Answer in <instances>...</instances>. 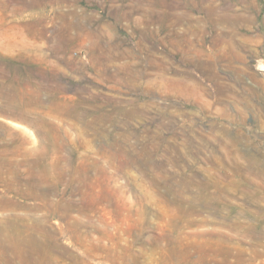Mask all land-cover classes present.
Here are the masks:
<instances>
[{
    "label": "rangeland",
    "instance_id": "obj_1",
    "mask_svg": "<svg viewBox=\"0 0 264 264\" xmlns=\"http://www.w3.org/2000/svg\"><path fill=\"white\" fill-rule=\"evenodd\" d=\"M2 157L0 264H264V0H0Z\"/></svg>",
    "mask_w": 264,
    "mask_h": 264
},
{
    "label": "bare ground",
    "instance_id": "obj_2",
    "mask_svg": "<svg viewBox=\"0 0 264 264\" xmlns=\"http://www.w3.org/2000/svg\"><path fill=\"white\" fill-rule=\"evenodd\" d=\"M208 9H209V7H208ZM152 17L150 16V18H152ZM165 18H163V19H165ZM165 24H166V22H165ZM71 26L72 27L77 26V23H74ZM204 49L205 48H199V50H197V52H200V54H203ZM13 137L16 138L17 135L15 134ZM17 165H18V163L13 162V161H9L7 159V157H2L0 159V173H3V172H5V174L12 173L14 170L13 167L17 166ZM12 203L13 202L11 200H8L4 196L0 195V208L9 207ZM24 223L25 222L20 218H15V217H7V218H2V219L0 218V255L3 256L4 259H8L10 257V255L13 254V255H18L21 258L31 260L35 257V255L39 251L43 250L42 244H38V245L33 244V242H36V241H39V243H40V241H41L40 238H36V240H33V237H28L27 239H22V236L15 237L13 235L14 232H17V230L21 227V224H24ZM248 233H249V231H248ZM250 233L256 235L257 230L250 231ZM16 238L19 240V243L17 245L12 244V243H8L11 239L16 240Z\"/></svg>",
    "mask_w": 264,
    "mask_h": 264
}]
</instances>
